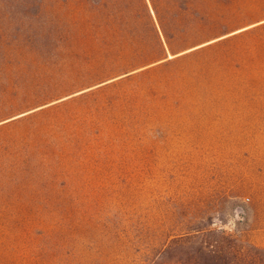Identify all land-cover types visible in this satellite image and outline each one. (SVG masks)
Segmentation results:
<instances>
[{"label": "rangeland", "instance_id": "1", "mask_svg": "<svg viewBox=\"0 0 264 264\" xmlns=\"http://www.w3.org/2000/svg\"><path fill=\"white\" fill-rule=\"evenodd\" d=\"M196 227L264 248V0H0V264Z\"/></svg>", "mask_w": 264, "mask_h": 264}, {"label": "trees", "instance_id": "2", "mask_svg": "<svg viewBox=\"0 0 264 264\" xmlns=\"http://www.w3.org/2000/svg\"><path fill=\"white\" fill-rule=\"evenodd\" d=\"M192 48L177 52L171 50V53L175 56ZM169 57V51L164 47L158 61ZM149 252L153 255L145 261L147 264H264L263 247L212 228L196 227L176 234Z\"/></svg>", "mask_w": 264, "mask_h": 264}, {"label": "crops", "instance_id": "3", "mask_svg": "<svg viewBox=\"0 0 264 264\" xmlns=\"http://www.w3.org/2000/svg\"><path fill=\"white\" fill-rule=\"evenodd\" d=\"M195 48V47H194ZM193 49V48H192ZM189 50H191V49H189ZM189 50H187V51H189ZM187 51H184V52H182V54H185ZM178 56H181V53L180 54H178V55H175V57H178ZM121 78V76H119V79Z\"/></svg>", "mask_w": 264, "mask_h": 264}]
</instances>
